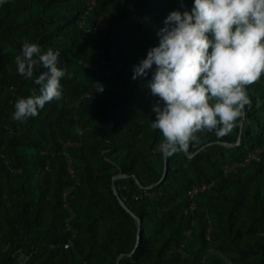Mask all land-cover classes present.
Segmentation results:
<instances>
[{
    "label": "trees",
    "instance_id": "1",
    "mask_svg": "<svg viewBox=\"0 0 264 264\" xmlns=\"http://www.w3.org/2000/svg\"><path fill=\"white\" fill-rule=\"evenodd\" d=\"M84 4L0 5V264H264V73L248 87L251 105L238 127L222 139L200 134L199 145L168 154L165 174L162 134L150 127L159 99L148 87L154 68L132 76L159 44L167 15L183 10L180 0H97L104 32L79 27ZM26 40L42 53L58 51L66 75L62 100L20 123L15 102L38 94L34 79L46 71L37 64L33 80L18 73ZM202 185L191 211L189 191ZM70 187L77 232L65 248Z\"/></svg>",
    "mask_w": 264,
    "mask_h": 264
},
{
    "label": "clouds",
    "instance_id": "2",
    "mask_svg": "<svg viewBox=\"0 0 264 264\" xmlns=\"http://www.w3.org/2000/svg\"><path fill=\"white\" fill-rule=\"evenodd\" d=\"M180 4L183 10L167 15L157 32L159 44L134 66L132 76L146 77L154 68L148 87L159 99L150 127L160 131L159 150L169 155L199 145L200 134L214 133L217 139L231 134L251 105L248 87L264 73V0H194L191 9L184 0ZM59 55L23 43L15 57L18 73L33 80L37 64L46 71L34 79L38 94L33 89L15 102L14 121L25 123L47 103L62 100L66 69L59 66Z\"/></svg>",
    "mask_w": 264,
    "mask_h": 264
},
{
    "label": "built area",
    "instance_id": "3",
    "mask_svg": "<svg viewBox=\"0 0 264 264\" xmlns=\"http://www.w3.org/2000/svg\"><path fill=\"white\" fill-rule=\"evenodd\" d=\"M97 5V0H85L84 4V11L81 13L78 19L79 27L82 28L85 31H106L108 28L107 21L100 16L99 14L93 12L95 10V7ZM89 95V94H88ZM68 145H72V143L67 142L64 144L65 147ZM64 154L67 157L69 161V171L74 176L75 172L72 167L73 157L72 155L65 149ZM257 156V152H253L249 154L245 160V162H249L252 158ZM243 163L234 164L232 166H229L227 168V172L235 169L237 166H240ZM49 169V167H47ZM79 181V179H78ZM73 187L67 188L64 192V199H65V207L68 209L69 215L67 216V225L66 230L70 233V237L68 240L64 243L65 248H70L74 243V238L76 236V228L73 227L72 220L74 218V212L72 208L70 207L68 203V195L70 194ZM207 188V185L202 186H193L192 189L189 191V195L191 197V204L189 207V210L194 211L197 207V203L195 201L197 195L204 191ZM126 199V198H124ZM29 256H26L25 259H27Z\"/></svg>",
    "mask_w": 264,
    "mask_h": 264
},
{
    "label": "water",
    "instance_id": "4",
    "mask_svg": "<svg viewBox=\"0 0 264 264\" xmlns=\"http://www.w3.org/2000/svg\"><path fill=\"white\" fill-rule=\"evenodd\" d=\"M242 134L240 135V138H241ZM188 151V150H187ZM166 166H165V174H166V171L168 169V154H166ZM124 176L123 174H119L117 175L115 178H114V182H113V188L115 190V192L117 193V187H116V183H115V180L118 178V177H122ZM137 182L139 183V181L137 180ZM122 203L124 204V206L127 207V204L122 200ZM141 226V221L139 220V227ZM118 264H120V261H118Z\"/></svg>",
    "mask_w": 264,
    "mask_h": 264
},
{
    "label": "rangeland",
    "instance_id": "5",
    "mask_svg": "<svg viewBox=\"0 0 264 264\" xmlns=\"http://www.w3.org/2000/svg\"><path fill=\"white\" fill-rule=\"evenodd\" d=\"M224 261H225V263H227V264H232L231 260H229V259H227V258H225Z\"/></svg>",
    "mask_w": 264,
    "mask_h": 264
}]
</instances>
